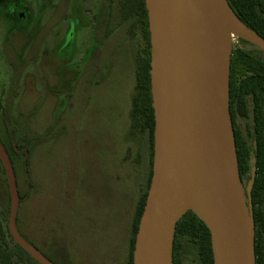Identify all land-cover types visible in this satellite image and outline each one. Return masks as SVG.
<instances>
[{
	"label": "rangeland",
	"instance_id": "1",
	"mask_svg": "<svg viewBox=\"0 0 264 264\" xmlns=\"http://www.w3.org/2000/svg\"><path fill=\"white\" fill-rule=\"evenodd\" d=\"M24 1L33 9L39 0ZM56 1L58 8L65 9L64 0ZM83 5L90 11L86 16L78 2L68 17L73 28L82 23L71 29L66 46L37 50L43 39L47 43L42 26L46 18L39 20L37 64L29 75L27 20L15 15L26 12L21 0H0V134L7 144L1 107L13 75L16 89L7 97L11 126L16 137H28L29 147L26 175L17 163L20 232L47 257L53 255V248L63 249L65 264H126L135 208L149 175L147 137L130 133L141 37L129 33L131 21L122 23L116 10L110 38L103 48L95 40L86 57L97 2L83 0ZM231 46L264 59L257 48L236 37L231 38ZM81 58V64L74 63ZM240 125L245 130L251 121L242 120ZM246 184L243 181V187ZM185 256L187 264H199L190 250Z\"/></svg>",
	"mask_w": 264,
	"mask_h": 264
},
{
	"label": "water",
	"instance_id": "2",
	"mask_svg": "<svg viewBox=\"0 0 264 264\" xmlns=\"http://www.w3.org/2000/svg\"><path fill=\"white\" fill-rule=\"evenodd\" d=\"M154 117L152 174L139 219L132 264H173L176 223L188 211L209 231L213 264H256L251 189L243 187L231 116V38L264 54V39L227 0H144ZM255 160H251L254 164ZM9 194L7 228L37 264H55L16 227L20 197L0 144Z\"/></svg>",
	"mask_w": 264,
	"mask_h": 264
},
{
	"label": "trees",
	"instance_id": "3",
	"mask_svg": "<svg viewBox=\"0 0 264 264\" xmlns=\"http://www.w3.org/2000/svg\"><path fill=\"white\" fill-rule=\"evenodd\" d=\"M114 2L115 7L120 11L122 23L131 21L128 26L129 33L135 35L139 32L141 37L135 56V85L130 102V133L145 135L149 143V175L135 208L128 247L126 264H132L135 234L152 174L154 117L149 77L150 44L144 0H115ZM227 2L238 19L264 39V0H227ZM229 112L241 181L248 182L251 168L253 166L256 168L251 189V208L255 230L254 251L255 263L264 264V59L257 58L239 47H234L230 56ZM5 114L6 112L4 116ZM247 119L251 121V125L250 128L244 130L240 122ZM4 127L8 143L5 144L0 139V144L10 158L15 176L18 167L21 168V173L26 175L29 155L28 137L24 134L16 137L14 126L4 123ZM252 159L255 160L254 164H251ZM0 197L2 198L0 200L2 206L0 210V264H37L19 245L13 242L9 234L7 228L9 194L1 163ZM16 227L20 236L32 244L18 228V212ZM188 250L193 252L199 264H213L209 231L204 223L190 211L183 215L175 226L173 264H187L185 255ZM55 252L53 258L44 256L55 264H65L62 262L63 249L57 248Z\"/></svg>",
	"mask_w": 264,
	"mask_h": 264
},
{
	"label": "flooded vegetation",
	"instance_id": "4",
	"mask_svg": "<svg viewBox=\"0 0 264 264\" xmlns=\"http://www.w3.org/2000/svg\"><path fill=\"white\" fill-rule=\"evenodd\" d=\"M54 1L55 0H39L35 4L33 1L34 8L30 9V7L25 3V1L21 0V3H22L21 7L23 8V10H25L26 15H25V13L23 14L21 12H18L15 14V15H17V17H16L17 20H22V19L27 20L26 33L28 34V36H25L27 38L26 39L27 43H25V44L26 45L28 44V46H30L26 49H29L28 51H31L28 53L29 60H28V64H27V66L29 68V75L32 73L33 65L37 64L36 58H35L37 50H45L52 45H56L57 48H60L64 45L66 46L67 44H69V40L67 37H69V33H70L71 29L76 30V28L82 23V22H80L78 25H75V28H73L72 27L73 25H71L68 21V17H70L71 12H73V9L75 8L76 4L79 2V4H80L79 8L81 9V11H83L85 16L90 12L89 10L84 8L83 0H64L63 7L65 9H63V10L58 8L57 1L56 2H54ZM114 1L115 0H96L97 6H96L95 11L92 13L91 19H90L91 27H92L91 39H90L89 45L86 49V57L88 56L90 49H92L91 48L92 43H94L95 40H97V41L99 40L100 43H102L101 48H103L104 42H106L110 38L111 31L115 30V29H112L111 26H112L113 17H114V15H116V10H117L118 16H121V15H120L119 9H117L115 7ZM40 2H42L41 5H40ZM71 2H72V5L70 7ZM68 9H70V10H68ZM68 11H70V12H68ZM41 18H46V23H45L46 26H44V25H42V26L45 29V32H44L45 35H47L45 37V39L47 40V43H45V41L43 39L39 49L35 50L36 40H37L36 36H37V32H38L37 31V29H38L37 25H38V22ZM63 21L67 22L66 24L68 25V27H67V29H65V31L62 32L61 25L63 24ZM137 33H139V32H136V34ZM20 35H23V34H20ZM19 37L21 38L22 36H19ZM75 41L76 40L74 39L75 49H76L74 52V57H75L76 52L78 50V46L76 45ZM20 50H22V49L20 48ZM83 60L84 59H82V58L79 59V61L74 60V63H77V62L82 63ZM70 62L71 61H69L67 63L65 62V65L70 63ZM12 66L14 67V69L16 71L17 66L16 65H12ZM62 80L64 81V77H62V79H60V81H58L59 87H60V84H61V86L63 85ZM75 81L76 80H74V78H73L71 84L73 83L75 85ZM16 85H17V81L13 78V75L12 76L10 75L9 76V85L7 86L6 94L4 97V105L1 107V120H2L1 122L3 125H4V123L9 124V125L12 124V120H11V116H10L11 115L10 103L8 102L7 97H9V92L11 93V95L14 94L15 89H16L15 88ZM73 89H74V87L71 90H73ZM62 90L64 91V88L61 89L60 91L62 92ZM71 90L69 91V93L71 92ZM5 112H6L5 116L8 115V117L4 116ZM4 129H5V127H4ZM5 134H6V132H5ZM3 136L0 134V139ZM2 142H3V140H2ZM55 248H53V250H54L53 255L52 254L50 255V257H52V258L54 257V255L56 253L55 251L57 250V247H55Z\"/></svg>",
	"mask_w": 264,
	"mask_h": 264
}]
</instances>
